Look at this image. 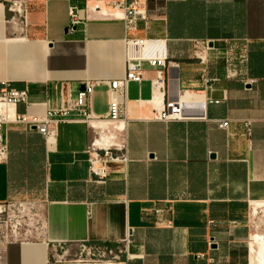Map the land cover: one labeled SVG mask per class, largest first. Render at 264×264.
Masks as SVG:
<instances>
[{"label": "crops", "instance_id": "0c3cea01", "mask_svg": "<svg viewBox=\"0 0 264 264\" xmlns=\"http://www.w3.org/2000/svg\"><path fill=\"white\" fill-rule=\"evenodd\" d=\"M144 1L152 16L147 34L168 38L181 63L179 85L191 88L189 99H222L224 90L228 98L208 103L206 117L155 120L153 108L175 97L178 81L167 73L166 88L153 92L155 70L146 64L142 84L128 85L119 129L106 118L109 87L97 83L91 108L102 118L93 125L113 146L123 136L129 156L112 164L106 183L90 170L91 124L60 123L52 151L35 127L5 126L8 158L0 162V201L28 196L43 210L35 239L9 243L4 264H47L48 243L57 241L126 250L114 263L99 264H264V222L254 218L264 206V0ZM34 3L20 18L24 27L6 20L1 3L0 91L11 83L29 92V103H18L17 113L59 108L77 96L85 79L124 76L122 21L89 20L69 32V6L85 0ZM234 37L249 40V75L257 83L246 88L226 79L223 66L213 62L210 73L220 80L205 89L198 60L179 53L190 38ZM221 118L232 119L228 130L214 120ZM244 119L253 120L251 142L242 135ZM158 207L167 209L161 221L154 214ZM19 248L29 251L21 255Z\"/></svg>", "mask_w": 264, "mask_h": 264}, {"label": "built area", "instance_id": "2783aa9c", "mask_svg": "<svg viewBox=\"0 0 264 264\" xmlns=\"http://www.w3.org/2000/svg\"><path fill=\"white\" fill-rule=\"evenodd\" d=\"M5 8L24 17L29 8L28 0H0ZM69 24L67 30L73 32L79 24L89 20H120L124 23L126 43V72L123 77L115 79H85L76 97H69L67 104L59 108L49 107L44 114L17 113L16 105L29 103L27 89H16L6 83L0 91V162L8 158V138L5 126L24 124L27 128L35 127L44 137L48 151H52L57 140V126L63 122L81 120L92 125L93 136L88 147L90 153V170L99 183H106L112 164L118 161L128 162L127 143L122 136L113 146L110 136L93 125L102 117L91 108V100L97 83L109 87L110 103L106 116L114 125L122 124L123 105L128 99V85L134 81L141 85L145 67L148 64L155 70L151 78L153 92L166 88L167 73L178 81L176 95L153 108L152 118L160 121L186 120L206 117L208 103H219L228 98L226 90L222 99L212 96L200 99H189L191 88L179 85L181 63L170 51L166 36H153L147 33L151 29L152 16L144 0H85L83 6L70 4ZM144 32V35H141ZM188 46L179 55L197 59L201 65V84L205 89L213 90V85L220 80L218 75H211V64L223 66L224 77L241 81L244 86L252 87L258 81L249 75V40L247 38H225L220 40L190 38ZM4 106V109L1 108ZM7 107V108H6ZM12 107V110L9 109ZM221 129L228 130L232 119H214ZM242 135L251 142L253 120H242ZM43 206L28 196L15 195L0 201V264H4L5 250L13 241L28 240L33 234V227L41 226ZM165 207L154 209L157 221H161ZM36 221V225H35ZM213 223V221H210ZM79 250L72 252L65 242H49L47 264H99L114 263L126 251L119 247L113 249L90 242H79ZM130 254L128 253V257Z\"/></svg>", "mask_w": 264, "mask_h": 264}, {"label": "bare ground", "instance_id": "6f19581e", "mask_svg": "<svg viewBox=\"0 0 264 264\" xmlns=\"http://www.w3.org/2000/svg\"><path fill=\"white\" fill-rule=\"evenodd\" d=\"M2 2H0V25H4L5 24V21H4V18H3V7H2V4H1ZM10 10V9H9ZM12 11V10H11ZM13 12V11H12ZM21 16V14L20 13H18V12H16V13H14L13 12V16H12V18L10 19V21L12 22V24L15 26V27H18V26H20V24H19V20H20V17ZM24 29V28H23ZM14 42H18L19 44L20 43H26L27 44V42H26V40H24V39H15L14 40ZM10 44V43H9ZM15 44V43H14ZM8 45V44H7ZM35 45V44H34ZM36 45H37V43H36ZM27 46V45H26ZM30 46H31V43H30ZM8 47H9V45H8ZM9 65V64H8ZM11 67V66H10ZM9 67V68H10ZM8 73V72H7ZM6 76V75H5ZM159 107V106H158ZM1 108L2 109H4V106L3 105H1ZM7 108V107H6ZM9 109H11L12 110V107H9ZM117 126H119V129H122L123 128V126H122V124H117ZM110 141H111V139H110ZM27 244H23L22 245V247H24V246H26ZM26 247H30V248H32V246H26ZM21 248V247H20ZM19 248V253L21 254V255H26V253L29 251H27V250H25V251H23V249H20ZM31 250V249H30Z\"/></svg>", "mask_w": 264, "mask_h": 264}, {"label": "rangeland", "instance_id": "374dc122", "mask_svg": "<svg viewBox=\"0 0 264 264\" xmlns=\"http://www.w3.org/2000/svg\"><path fill=\"white\" fill-rule=\"evenodd\" d=\"M28 1H29V8L33 7V5L35 4V3H34V0H28ZM12 16H13V12H12L11 10H9L8 8H6V20H7V21L10 20V19L12 18ZM19 18H20V17H19ZM19 24H20L21 27H24V24H22L21 20H19ZM18 27H19V26H18ZM20 32L23 33L22 30H20ZM262 215H264V206L258 208V212H257V213L255 214V216H254L256 222H260V224H262V223L264 222V218H262ZM36 224H37V223H36V221H35V225H36ZM260 224H259V225H260ZM255 228H259V227L256 226ZM33 229L36 230V227L34 226ZM258 230H259V229H257V231H258ZM33 235H35V232H34V233L32 234V236H31V238L35 239ZM71 250H72V252H75V251L79 250V246H78V245L72 246V247H71Z\"/></svg>", "mask_w": 264, "mask_h": 264}, {"label": "water", "instance_id": "95a60500", "mask_svg": "<svg viewBox=\"0 0 264 264\" xmlns=\"http://www.w3.org/2000/svg\"><path fill=\"white\" fill-rule=\"evenodd\" d=\"M82 88H83V85H82ZM211 246H212V247H216V244H215V243H213Z\"/></svg>", "mask_w": 264, "mask_h": 264}]
</instances>
